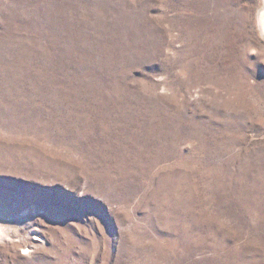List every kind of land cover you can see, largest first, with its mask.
<instances>
[{
  "label": "rangeland",
  "instance_id": "rangeland-1",
  "mask_svg": "<svg viewBox=\"0 0 264 264\" xmlns=\"http://www.w3.org/2000/svg\"><path fill=\"white\" fill-rule=\"evenodd\" d=\"M264 0H0V264H264Z\"/></svg>",
  "mask_w": 264,
  "mask_h": 264
},
{
  "label": "bare ground",
  "instance_id": "bare-ground-1",
  "mask_svg": "<svg viewBox=\"0 0 264 264\" xmlns=\"http://www.w3.org/2000/svg\"><path fill=\"white\" fill-rule=\"evenodd\" d=\"M262 29H263V33H264V14H263Z\"/></svg>",
  "mask_w": 264,
  "mask_h": 264
}]
</instances>
